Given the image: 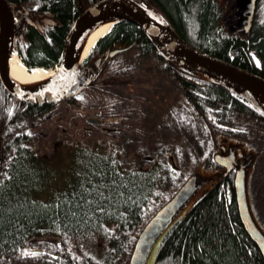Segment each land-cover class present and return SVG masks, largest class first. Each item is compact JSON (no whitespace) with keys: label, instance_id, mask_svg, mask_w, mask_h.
<instances>
[{"label":"trees","instance_id":"trees-1","mask_svg":"<svg viewBox=\"0 0 264 264\" xmlns=\"http://www.w3.org/2000/svg\"><path fill=\"white\" fill-rule=\"evenodd\" d=\"M7 1L29 10L32 18L46 16L55 22L25 28L16 42L21 60L36 67L57 64L77 14L75 0ZM97 1L80 0L84 8ZM136 1L158 12L188 44L264 78V0H256L248 32L233 30L237 0H232V10L230 0ZM97 43L104 48L130 47L138 54L132 55L130 63L124 59L131 70L141 69L152 57L157 66L154 73L170 76L180 95L174 106H168L182 114L185 109L192 111L190 118L183 115L186 120L173 115L190 151L162 148V143L131 151L126 166L117 146L109 151L104 140L102 146H89L83 139V143L79 138L63 139L49 152L40 151L37 139L16 130L35 123L31 113L35 111L26 110L0 84V129L5 142L0 264H125L143 226L195 171L212 175L205 180L203 196L166 228L148 264H264L241 223L233 173L222 176L223 170L213 161L219 147L225 146L257 162L261 155L257 141L264 147V116L226 86L164 61L132 23L115 24ZM190 132L199 135L186 137ZM251 139L256 147L249 150ZM236 145L257 157L239 153ZM186 155L198 164L192 173L185 171ZM258 221L263 232L264 223Z\"/></svg>","mask_w":264,"mask_h":264},{"label":"water","instance_id":"water-1","mask_svg":"<svg viewBox=\"0 0 264 264\" xmlns=\"http://www.w3.org/2000/svg\"><path fill=\"white\" fill-rule=\"evenodd\" d=\"M75 2L77 14L64 38L58 70L51 76L49 82L40 91L29 94L17 87L11 79H9L7 66L9 53L12 50L14 30L21 29L24 31L26 25L35 27L36 23L31 21L26 11L21 10L17 11L24 14L23 21L20 23V20H15L10 4L6 0H0V84L3 90L15 100L26 104H48L71 97L79 93V91L86 86L87 82L82 84L81 81L79 82V80H76L75 71L78 65H80L87 56L74 66V54L83 30L98 16L119 18L120 20L114 23L113 26L122 21L134 24L145 34L158 55L166 62H170L186 71L200 73L204 78L206 77L203 73H207L226 81L251 84L264 96V78L241 67L235 66L230 62L217 59L191 46L174 32L158 12L141 2L136 0H99L86 8L82 6L80 0H75ZM235 8H237V18L235 19L236 28H233V30L248 32L253 16L254 0H237ZM150 10L157 13L158 17L165 23L169 31H161L147 17ZM40 22L55 25L54 21L48 17L41 18ZM100 39L96 41L95 45ZM121 50V48H116L106 54L105 58L108 55L113 56V54ZM99 60L100 58H98V61ZM214 82H218L227 87V84H223L219 80H214ZM229 89L234 91L232 88ZM252 107H255V109L264 116V112L255 104H253ZM2 157V135L0 130V167L2 165ZM224 160L223 162L227 164L235 162L237 160L236 153H233L232 150L229 149V154L225 156ZM238 161L242 164H252L254 158L251 155H244ZM211 176L212 175H206L202 172L195 171L186 179V182L170 201L167 202L161 211L157 215H154L140 231L133 244L128 264H148L150 254L154 248L156 236H158L171 222L170 219L175 212L177 210L180 212L185 204L191 200L197 190V185H200L203 180L211 178ZM234 187L237 210L242 225L248 235L256 242L257 247L264 251V231L262 232L258 228L252 217L246 198V184L241 175L234 179ZM195 204L196 202L193 205Z\"/></svg>","mask_w":264,"mask_h":264},{"label":"rangeland","instance_id":"rangeland-1","mask_svg":"<svg viewBox=\"0 0 264 264\" xmlns=\"http://www.w3.org/2000/svg\"><path fill=\"white\" fill-rule=\"evenodd\" d=\"M15 48L16 46L14 47V50ZM126 51V53L118 56V58H128V60L130 59V63L134 57L132 55H136L137 53L133 50ZM150 58L146 63H143L142 68L138 70H131L130 67L121 65L119 59L114 61L112 65V72L115 75L117 74V71L120 70L119 67H126V83L124 82L121 87L114 89H110L113 86L105 87L103 90L88 89L87 92L79 95L76 98L77 101L83 103L84 105L76 104L75 106L71 107L70 116L77 114L78 116H80L79 121L83 123L82 116H91V114H93L92 112H89V105L98 104L102 101V99H107L110 101L128 99L130 100V102L132 101V104L138 108V111H135L136 113H133V116L129 117L127 121L123 122V126L126 131L129 132L131 136H134V138L132 139V145L127 146V148H132L129 154L133 153L131 151H143L148 147L158 146V144L162 143V148H166L167 146L175 148L184 147V150L186 148L188 153L190 149L186 146V138H184V136L182 137V132L175 124L173 115L175 114L177 116H180L181 120L182 118L186 120V117H183V115H186L190 118L192 111L185 109L184 114H182L178 110L174 112L172 105L166 107V103L169 102V104H171L176 98L179 97V88L176 83H172V79L170 78V76L164 75L162 73H154V70L157 66L155 65V62ZM108 76V84H118L116 80L113 81L111 79V75ZM119 113L124 114V111H119ZM165 116L166 119H164ZM171 117L173 118V120L171 119ZM169 119L171 120V122ZM72 133H76L75 130H73ZM96 135L97 134L93 136L89 135V146L101 145L100 142H103L102 140L100 141L101 138H96ZM190 135L196 137L199 134L193 132L185 134L186 137ZM174 138L176 139V142H174ZM68 139L71 140L73 139V137H69L66 140ZM79 140L83 143L80 138ZM104 141L108 145L106 146L104 144L105 149L109 151L114 149V141H112L111 139H104ZM252 141H254V139H251L250 142H247V146L249 147H247V149L249 150L256 147L253 143H251ZM121 142L122 138L118 139L117 143L120 144ZM257 142L258 146L256 147V149L261 151V155L253 166L251 174H248L247 190L250 208L254 210V215L257 220H259L258 222L264 223V147L259 145V141ZM50 150L51 149H49L47 152H49ZM183 162L185 163V166L187 168L185 169V171H189L190 173L196 170V166L198 165L197 163H194L190 156L187 155L186 159H184ZM202 187L200 190L204 189V187ZM129 257L130 255H128V259L125 260V264H128Z\"/></svg>","mask_w":264,"mask_h":264},{"label":"flooded vegetation","instance_id":"flooded-vegetation-1","mask_svg":"<svg viewBox=\"0 0 264 264\" xmlns=\"http://www.w3.org/2000/svg\"><path fill=\"white\" fill-rule=\"evenodd\" d=\"M227 4L229 7H231L233 4L232 0H230ZM12 8L14 17L16 20H18L21 16V13L17 10H20L21 8ZM25 11H27L28 17H31L30 11ZM32 19L37 21L40 18ZM20 22H22V20ZM26 27L28 26H25V28ZM14 46L15 45L13 44V47ZM116 48H121L122 50L116 52L113 54V56L108 55L105 58L106 54L110 53ZM126 50H130V47L121 46L104 48L102 46H98L97 43L88 58L78 65V68L75 71L76 80H79V82L81 81L82 84L87 82L86 86L83 87L79 93H76L72 97L64 98L60 101L40 105L23 104L26 110L33 109L35 111L31 113L35 115L36 122L26 123L25 126L20 128L16 127V130L19 133H22L23 136L37 139L40 151H42V149L47 151L51 145L57 146L58 144H61L59 142L69 137L80 138L86 142H90L89 135L93 136L97 134L96 138H101L100 141L104 139H111L114 141V145L117 146L118 152L121 154L119 159L122 158V165L126 166L128 164V155L132 149L127 148V146L132 145V139L134 136H131L129 132L126 131L123 126V122L127 121L129 117L133 116V113H136L135 111H138V108L132 104V101L130 102L128 99H119V101L102 99V101L98 104L89 105V112H92L93 114H91V116H82L83 123L79 121L80 116L77 114L70 116L71 107L75 106L76 104L84 105L83 103L77 101L76 98L79 95L87 92L88 89L103 90L108 86H113L110 89H114L121 87L124 82L126 83L125 66L119 67L120 70L117 71V76L112 72V65L117 59L120 60L119 62L121 65H126V62L123 58H118V56L126 53ZM13 52L19 54V49H13ZM98 58H100L99 61ZM75 64L78 63L75 61ZM108 75H111V79L113 81L116 80L118 84H108ZM168 104L169 102L166 103V107H168ZM119 111H124V114H120ZM73 130H75L76 133H72ZM13 137H16L15 132H13ZM120 138H122V142L119 144L117 142ZM54 149L55 147L53 150ZM137 151L138 150L135 152Z\"/></svg>","mask_w":264,"mask_h":264},{"label":"bare ground","instance_id":"bare-ground-1","mask_svg":"<svg viewBox=\"0 0 264 264\" xmlns=\"http://www.w3.org/2000/svg\"><path fill=\"white\" fill-rule=\"evenodd\" d=\"M247 1H249V0H247ZM255 3H256V0H254V9H255ZM234 7H235V5L233 3V5L231 7V10L234 9ZM11 8H12V6H11ZM20 10L21 11H25L27 9L26 8L25 9L21 8ZM12 11H13V8H12ZM235 12H236V9H235V11H233V15L235 14ZM253 12H254V10H253ZM12 14H13V17H14V12ZM147 17L161 31H163V32L169 31V29L167 28V26L165 25V23L158 17V15H157V13L155 11H153V10L151 11L150 10L148 12ZM29 18L31 19V21H33L34 23H36V26L35 27H38L39 26V23H42L40 21H34V20H32L31 17H29ZM23 19H24V14L22 13L21 16H20V18L18 20H20V21L22 20L23 21ZM119 20H120L119 18H117V17L115 18V17H112V16H98L91 24H89L83 30V33H82V35L80 37V40H79V42L77 44V47L75 49L73 65L76 66L75 65V61H76V63H79L80 61H82L87 56V54L91 50V48L93 46H95L96 41L98 39H100L101 37H104V35L106 36L111 31V29L113 28V24L116 23V22H118ZM42 24L49 25L48 23H42ZM22 32L23 31L21 29L14 30V32H13L14 33L13 34V44L16 46L15 49H17V43H16L17 42V39L19 38L20 34H22ZM13 44H12V50L9 53L8 66H7V74H8L9 79H11V81L17 87H19L20 89H22L23 91H25V92H27L29 94H33V93H36V92L40 91L49 82L51 76H53L57 72V70H58V68L60 66V60H59V62L57 64H55L53 66H50V67H36V66L26 65L21 60L20 53L18 54V53H14L13 52V49L15 47V46L13 47ZM205 53H207V52H205ZM207 54H209V53H207ZM209 55H211V54H209ZM211 56H213V55H211ZM213 57H215V56H213ZM75 58H76V60H75ZM215 58H217V57H215ZM217 59H220V58H217ZM25 66L32 67L33 69L28 70V68H26ZM203 75L208 80H211V81L219 80L223 84H227V88L229 87V88L234 89V91L236 93H238L241 96H243L246 100H249V102H250L251 105L255 104L261 111L264 112V96L260 92H258L251 84H244V83L236 82V81H226L224 79L216 78L215 76H212V75L207 74V73H203ZM254 109H255V107H254ZM4 143L5 142H3V140H2V152H3V144ZM236 148L239 150V153L240 152H248L249 153V151H247L245 149H242V148H239L237 145H236ZM229 149H231L232 152L235 153V149H233V148L225 147V146L219 147L218 152L215 153V154L213 153L214 154L213 155V161H214V163L218 167H220L223 170V172L221 173L222 176L226 177L228 174L233 173V177L235 179L236 177L238 178L241 175L242 179L244 180V182L246 184V187H245L246 190H245V192H246V198H247L248 205H249L248 190H247L248 182H247V180H248V174L249 175L251 174V172L253 170V166L255 165L256 162L253 161L252 164L243 163L245 166L240 161H238V160H236L235 162L229 163V164L224 163L223 162V161H225L224 158H225L226 155L229 154ZM250 154H252L255 157H257V154L255 155V154H253L251 152H250ZM241 158H239V159H241ZM2 164H3V157H2ZM1 168H2V165L0 167V173H1ZM185 182H186V180L181 184V186ZM204 184H205V180H203L202 183H200V185H197V190H196L195 194L193 195V197L191 198V200H189V202L185 204V206L181 209L180 212L178 210L175 212V214L173 215V217L170 219L171 222L165 227V229L158 236H156V238H155L156 241L155 242L158 243V241L160 239V236L163 234V232L166 230V228L181 214V212L187 206H189L190 204H194L195 202L197 203L201 199V197L204 194V191H201L200 189H201V187ZM181 186L177 189V191L181 188ZM233 186H234V181H233ZM177 191L173 194V196L177 193ZM234 191H235V187H234ZM195 197H197V200L196 201H194V198ZM170 199L167 200L154 213V215H157L161 211V209L163 208V206L167 202L170 201ZM235 203H236V193H235ZM249 209H250V206H249ZM154 215L149 219V221L154 217ZM252 217H253V219H254V221L256 223V221H258L257 218L255 216H252ZM256 225H257V223H256ZM136 238H135V241H136ZM249 238L257 246L256 242L252 239V237L249 236ZM258 250L260 251V253H261V255H262L263 259H264V256H263L264 255V251L262 249H260V248H258ZM131 253L132 252L130 251V254H129L130 256H131ZM151 256H153V251H152L150 257ZM129 259H130V257H129Z\"/></svg>","mask_w":264,"mask_h":264},{"label":"snow or ice","instance_id":"snow-or-ice-1","mask_svg":"<svg viewBox=\"0 0 264 264\" xmlns=\"http://www.w3.org/2000/svg\"><path fill=\"white\" fill-rule=\"evenodd\" d=\"M89 194H91V193H89ZM99 195H100V196H103V192H100V193H99ZM89 203H91V201H89ZM98 210H99V211H101V212H103V211H104V209H103V208H99Z\"/></svg>","mask_w":264,"mask_h":264}]
</instances>
